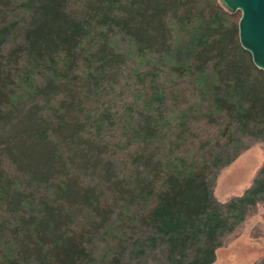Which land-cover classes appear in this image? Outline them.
Wrapping results in <instances>:
<instances>
[{"label":"trees","instance_id":"obj_1","mask_svg":"<svg viewBox=\"0 0 264 264\" xmlns=\"http://www.w3.org/2000/svg\"><path fill=\"white\" fill-rule=\"evenodd\" d=\"M74 1L0 0V129L62 94L60 108L75 113L53 125L37 117L35 164L18 160L9 138L0 140V264H213L226 238L264 203V162L241 194L214 195L221 170L264 143V72L239 43L240 11L218 0H95L93 16L77 18ZM136 15L150 22L145 40L127 31ZM108 31L106 42L136 62L137 115L126 107L118 116L115 152L133 155L118 179L90 139L83 143L93 154L77 151L79 134L99 133L105 122L80 103H91L102 84L103 60L89 49ZM177 86L184 101L164 108ZM173 134L175 151L162 154ZM63 143L65 160L54 147ZM99 164L106 165L100 184L84 174L90 182L79 185L69 170L96 173Z\"/></svg>","mask_w":264,"mask_h":264},{"label":"rangeland","instance_id":"obj_2","mask_svg":"<svg viewBox=\"0 0 264 264\" xmlns=\"http://www.w3.org/2000/svg\"><path fill=\"white\" fill-rule=\"evenodd\" d=\"M94 3L95 0H75L71 7V12L77 18H83L85 16L92 17L93 11L90 6ZM149 13L150 12H147V14ZM129 18L130 17L127 18L128 24L126 28L132 37L145 40L150 34L152 35V31L148 28L150 22L146 18L142 19L137 15L135 18H131L132 21H129ZM124 19L126 21L125 16ZM112 34H114L113 31L103 32L89 49L92 54L101 57L103 60V64L101 63L102 66L97 68V71L102 78V84L93 89V91L96 92L90 100L91 103H80L83 108L87 106L88 109H93L91 114L95 119H98L100 117L99 114L102 113L103 116L101 118L105 120V122L103 123V127H100L99 133H93L86 130L84 132L85 134H79L78 138L81 142H79V149H77V151L81 154H84L87 151V156L93 154L92 150L89 148L90 146L88 147V145L83 143L84 140L90 139V142L94 144L93 147L95 149L96 147H99L100 151H96V153H98L100 157L103 154V158H109L112 160L113 169L110 171L112 172L110 175L113 176L114 179H118V177H123L124 172H127L131 167L129 158L133 155L124 156V152H115H117L118 146L121 144V141L116 136L118 116L126 107H131L137 115V109L133 103L136 85L131 74V69L136 67V62L123 55L120 50L114 49L106 42ZM154 35L155 40L152 41L150 45H152L153 48H157L161 41V37L156 34ZM142 36L144 38H142ZM144 69L146 70L148 68ZM149 78L150 77H147V80H149ZM158 78H161L160 74L158 75ZM105 81L106 83L104 84ZM186 95L187 93L182 87L177 86L173 88L169 93V101L164 108H170V106H173L176 103H182V101H184L183 98ZM62 98H65L63 94L59 99H52L48 103L40 101L39 104L33 108L34 110H37L33 116H31L32 113H30V111H27V114L29 113L28 116L23 118L25 112L23 110L18 113V115L16 114L19 118V123L12 121L8 127H2V129H0V140L9 138V144L14 147L17 146L14 151L17 150L18 152V160L28 158L30 161L29 165H32L35 164V161L39 159L38 156L41 155L40 150H38L39 140L35 139L32 135V131L38 123L36 121L37 117L40 115L42 117H47L48 122L53 125L60 120L65 123L66 120H70L71 116L75 115V113H70L68 116L65 114V110L60 108L61 105L59 102ZM74 109L76 108L74 107ZM82 120L85 121V119ZM194 131H196V129L193 130V132ZM184 136L188 139L194 137L193 135L190 136L188 133H185ZM184 136L182 135V137ZM198 136L192 138L193 141L199 142L198 140L200 139H198ZM176 137L177 135L173 134L165 140L163 150H161L162 154L169 150L175 151L176 147H174V143L179 141ZM192 139L189 141H192ZM64 146H66L65 143L61 145L54 144L56 151L61 153L63 159L65 156L68 157L66 152H63ZM158 153L161 154V152ZM4 155H6L4 149L0 146V156L3 157ZM56 155L57 154H55V156ZM76 161H78V159H76ZM6 162L9 166L8 168H4L9 173H12L14 169H16L13 160L7 159ZM263 162L264 143H257L243 152L233 163L221 170L214 190L216 199L219 201H225L232 196L241 194L251 184L253 177L261 168ZM67 168L69 169V166H67ZM105 168V164H99L96 167V173H92L93 171H82L81 168H78V165H75L73 169L69 170L71 174L78 177L79 185H85L86 183H89L90 180L92 182L96 181L100 184L102 178L106 176ZM84 174L89 175L88 178L90 177L91 179L88 180L84 178L86 177ZM103 189L107 195L113 194L115 190L113 185L109 187L105 183ZM262 256H264V203L258 204L255 210L250 212L245 221L226 238L223 246L217 249L216 260L213 264H252Z\"/></svg>","mask_w":264,"mask_h":264},{"label":"water","instance_id":"obj_3","mask_svg":"<svg viewBox=\"0 0 264 264\" xmlns=\"http://www.w3.org/2000/svg\"><path fill=\"white\" fill-rule=\"evenodd\" d=\"M230 13L240 11L239 43L264 72V0H218Z\"/></svg>","mask_w":264,"mask_h":264}]
</instances>
